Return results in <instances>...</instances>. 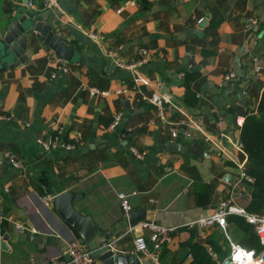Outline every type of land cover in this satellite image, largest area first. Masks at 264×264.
<instances>
[{"label":"crops","instance_id":"0c3cea01","mask_svg":"<svg viewBox=\"0 0 264 264\" xmlns=\"http://www.w3.org/2000/svg\"><path fill=\"white\" fill-rule=\"evenodd\" d=\"M29 2L0 0V37L17 13L31 10L74 52L70 61L59 58L33 31L26 62L0 73V264H51L82 241L51 204L66 191L83 195L74 206L98 226L92 240L114 243L116 255L140 264H221L231 241L246 247L247 226L234 217L226 230L188 224L222 200L244 208L251 200L242 180L252 164L239 133L264 90V0H59L52 9ZM207 14L202 33L190 37ZM60 60L67 73L58 71ZM231 72L236 78L225 81ZM156 93L166 124L147 101ZM58 127L74 148L46 151L38 140ZM131 147L145 159H132ZM121 193L132 210H146L144 222L175 229L165 251L137 254L135 238L150 231L130 226Z\"/></svg>","mask_w":264,"mask_h":264},{"label":"built area","instance_id":"2783aa9c","mask_svg":"<svg viewBox=\"0 0 264 264\" xmlns=\"http://www.w3.org/2000/svg\"><path fill=\"white\" fill-rule=\"evenodd\" d=\"M59 3V0H45L44 7L52 9L55 5ZM29 6L32 7L33 4L29 2ZM146 54L145 52L143 53ZM146 63V59H141L136 63L129 65L130 69H137ZM58 71L67 73L69 71L67 65L60 60ZM261 67L258 65L257 71H260ZM234 72L228 73L225 77V81H230L236 78ZM52 77H55V73L52 74ZM92 95H101L106 96L107 93L100 91L96 88L90 89ZM147 101L154 105L158 111V117L161 123L166 124L168 122L167 112L168 108L165 104L164 98L160 93H156L152 98H147ZM123 115L118 113L114 117V121L111 125L112 129H115L121 122ZM64 130L62 127L56 129V133L53 136L48 137L47 139H39L38 143L46 150L50 151L58 146H61L67 150L74 148L72 144L67 142L64 137ZM172 136L176 138L178 136L177 130H172ZM188 136H190L188 134ZM130 157L134 160H144L146 157V152L141 151L135 147L130 148ZM8 162L13 165L15 168H21V163L15 158L14 155L8 153L6 155ZM245 174H243L244 178ZM119 200L122 208L128 214L131 212L132 207L128 201V196L124 193L119 194ZM50 201V199L48 200ZM229 216H239L246 220L249 223L256 235L259 238L261 245L264 248V212H248L246 208L237 205L232 199L222 200L219 203L218 209L215 213L210 216L200 218L190 224V227H199L201 229H206L209 227H220L223 230H226L228 227L227 218ZM142 228L150 231V235L146 237L145 235H138L135 238V247L137 254L141 256H153L154 254L160 253L165 247H167L171 241V233L175 230L174 228H166L161 226L156 222H144L141 223ZM20 230H23L24 227L18 226ZM231 243V255L227 260H230L232 264H263L261 257L264 254V249L262 252L257 253L255 250L247 249L239 244ZM110 251L115 255V244L106 245ZM67 254L70 257V262L66 261L64 256L55 258L52 260L51 264H98V259L93 255L92 250L84 245L80 240H76L72 243H69L64 255ZM222 262L221 264H224Z\"/></svg>","mask_w":264,"mask_h":264},{"label":"water","instance_id":"95a60500","mask_svg":"<svg viewBox=\"0 0 264 264\" xmlns=\"http://www.w3.org/2000/svg\"><path fill=\"white\" fill-rule=\"evenodd\" d=\"M30 0H25L27 4ZM17 13L13 20L7 26V30L3 37H0V73L7 70H13L24 64L27 60V42L29 35L35 31L41 33L45 37L46 43L52 48L56 55L64 60L70 61L74 49L68 46L67 41L56 35L50 25H46L42 16L36 15L31 10H21ZM25 13V14H23ZM210 15L207 14L205 19L200 23L198 28L188 31L190 37L198 36L206 27ZM263 42H259L261 48ZM162 89V86L159 87ZM169 147L179 148L178 144L171 143ZM233 176L227 175L225 181L233 183ZM83 195L71 191H66L59 195H54L51 199V204L56 213L75 229L89 248L93 255L104 264H140V261L135 256L123 257L115 255L105 246H100L95 240H92L93 235L99 230L95 221L88 215L81 214L74 206V203L80 201ZM147 212L144 209L132 210L128 213L130 226H136L146 221ZM4 241H7V237ZM1 248L5 247V242L1 243ZM64 258L70 262L69 255L65 254ZM264 264V254L261 257ZM224 264H232L230 260H226Z\"/></svg>","mask_w":264,"mask_h":264},{"label":"trees","instance_id":"16d2710c","mask_svg":"<svg viewBox=\"0 0 264 264\" xmlns=\"http://www.w3.org/2000/svg\"><path fill=\"white\" fill-rule=\"evenodd\" d=\"M239 137L245 151L249 154V161L252 164V168L246 171L242 180V184L248 188L251 196L246 210L252 213L264 212V90L257 109L250 111L246 116ZM230 217L236 218L242 226H247L245 232L249 238V244H245V248L250 249L254 246L257 253L262 252L264 248L258 236L253 233V227L242 217ZM165 250L164 248L163 251Z\"/></svg>","mask_w":264,"mask_h":264}]
</instances>
